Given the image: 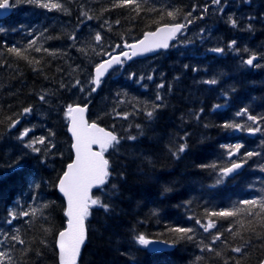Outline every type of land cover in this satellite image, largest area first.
<instances>
[{
  "label": "trees",
  "instance_id": "obj_1",
  "mask_svg": "<svg viewBox=\"0 0 264 264\" xmlns=\"http://www.w3.org/2000/svg\"><path fill=\"white\" fill-rule=\"evenodd\" d=\"M12 1L14 12L0 18V252L6 253L0 264H59L56 238L67 219L57 183L73 158L66 112L75 104H89L90 120L120 138L107 153V184L93 196L109 208L91 205L80 264H259L261 217L210 214L264 199V120H248L264 117V0L240 1L236 13L244 12L249 24L233 26L210 14L208 26L198 21L169 51L117 69L97 93L89 83L93 63L159 25L202 20L197 11L210 1L136 0L139 11L123 0H51L61 8ZM177 9L174 20L167 16ZM87 25L92 26L88 33ZM12 47L28 59L9 52ZM253 55L260 61L246 64ZM145 63L158 70L159 79L142 71ZM143 73L153 82L141 78ZM154 105L159 107L149 119L146 113ZM24 108L32 111L22 114ZM12 120L19 123L10 127ZM229 123L243 127L225 128ZM257 125L262 131L249 136L247 128ZM25 128L31 131L18 139ZM39 137L46 138L34 145L39 152L26 147ZM184 143L188 147L176 154ZM236 144L242 145L239 154L229 157L226 146ZM247 152L258 155L247 158L242 172L217 183L219 169L230 160L243 161ZM212 164L217 167H202ZM210 219L215 227L206 232ZM176 227L193 229V239L178 240L163 252L136 242L143 234L173 243L169 229ZM215 235L220 239L213 241ZM236 247L242 251L234 252Z\"/></svg>",
  "mask_w": 264,
  "mask_h": 264
},
{
  "label": "snow or ice",
  "instance_id": "obj_2",
  "mask_svg": "<svg viewBox=\"0 0 264 264\" xmlns=\"http://www.w3.org/2000/svg\"><path fill=\"white\" fill-rule=\"evenodd\" d=\"M17 3L20 0H16ZM29 3H38L39 6L44 8H61L62 5L59 3H53L51 0L49 2H42V0H27ZM220 0H212V3L218 4ZM123 4H134L137 11L140 10V5L136 3V0H123ZM119 6V5H118ZM10 7L9 0H3L0 3V9H8ZM207 8L204 9L206 11ZM180 10H173L167 12V16L171 17L173 20L176 18V15ZM191 16V13H188ZM163 19V17H161ZM189 23L192 21L189 20ZM230 22L233 26H236V20L230 19ZM119 23V21H117ZM186 27L185 24H165L161 27H158L155 32L147 33L143 40H140L136 44L125 45L126 47L131 49V54L128 52H123L120 55L111 56L110 59L99 63L95 67V74L92 79L89 81L91 85H94L91 88L92 92H95L96 89L101 84V79L105 75L106 72L113 65H122L124 60H130L132 57L144 53L149 52L158 48H168V41L176 36L178 32ZM2 30V29H0ZM95 40L97 42L101 41V36L99 33L96 34ZM235 44V41H232V44L229 45L231 47ZM31 47V44L29 45ZM119 47V46H117ZM36 51H40L41 49L36 48ZM9 52L14 53L15 55L22 57L24 59H28V57L24 54V52L17 47H12L8 49ZM215 52H222L223 49L216 48L213 49ZM121 56L124 59H121ZM256 59V56H251L248 60L245 61L246 64L252 65L253 61ZM32 63L33 61H29ZM38 63V62H36ZM149 80L152 79L151 76L148 77ZM77 85L80 83L76 82ZM207 83L215 84V80L207 81ZM158 87H163V85H159ZM83 91V88H81ZM157 99H161V97L157 96ZM40 100H45L43 95L40 96ZM159 105H154L152 111H148L146 113L147 117L151 119L154 116L155 109L158 108ZM87 110V105L81 107L80 105H68L66 115L70 118L71 127L70 131L72 136L74 137L75 143L72 144V148L75 150V159L72 163L67 165V170L63 173V176L59 179V189L67 197V209L66 216L67 227L59 232L58 237V247H59V264H77V258L80 255L81 246L84 244L86 240V229H85V218L90 214L89 209L91 205H99L103 207L106 211L109 208L108 204L102 203L98 198L93 199L89 195L90 189L95 185H103L108 179L109 173V161L105 159L104 152L107 151L109 147H114L119 144L120 138L115 135L111 131H106L104 128L99 127L95 122L89 124L85 118L84 113ZM32 111L31 108H24L22 114H28ZM242 112L246 113L247 110L244 109ZM242 113H237V115H241ZM119 115V114H118ZM125 117L127 113L124 114ZM248 120L252 121L253 124H257L258 121L264 120V117H256V116H248ZM19 123L18 120H12L10 127H15L16 124ZM139 128L140 126L137 125ZM225 128H242L243 126L235 123H229L224 125ZM31 129L25 128L21 133L18 139L23 140L26 137ZM247 131L250 133L261 132L262 129L257 125L256 127H248ZM50 135H54V133H50ZM45 137H39L35 140L30 141L26 147L32 149L33 152H39L40 149L35 147L36 144H44ZM128 139H136V137H128ZM93 145H99L100 151H94ZM52 145H50L51 147ZM188 147L186 143L181 144L177 150V153H182ZM228 147V156L232 157L234 155L239 154V150L242 147L240 144L226 146ZM245 159L238 163L230 160V166L221 167L220 171V179L217 180V183L222 182L224 177L229 176V174L234 173L237 169L241 168L243 163L247 162V158H251L252 156L258 155L256 152H247L244 154ZM19 166V165H17ZM202 167H212L216 168L217 165H202ZM115 188V186H113ZM246 207H235L231 210L225 209L219 212H212L210 215L215 217H236L241 213H249L255 214L258 217H261V222L264 223V199L259 200H244L241 202ZM43 207H47L44 205ZM254 209H258V211L254 212ZM38 209H32L31 214L35 215ZM21 215L28 216V212H23ZM199 223V221H197ZM215 227V221L209 220L207 225L204 226V231H208ZM170 232L175 234L176 240L187 239L192 240L193 229L184 228V227H176L170 228ZM233 235H239L238 232L233 233ZM13 240H18V236H13ZM136 242L142 246H148L152 243L145 235L140 234L136 238ZM213 241L219 240L220 235L213 236ZM20 243H23L21 240ZM204 247L208 250H213L211 245H204ZM234 252L240 253L242 249L240 247H236L233 249ZM220 255V253H217ZM6 258V253L0 252V260ZM239 264V262H237ZM261 264H264V261H261Z\"/></svg>",
  "mask_w": 264,
  "mask_h": 264
},
{
  "label": "water",
  "instance_id": "obj_3",
  "mask_svg": "<svg viewBox=\"0 0 264 264\" xmlns=\"http://www.w3.org/2000/svg\"><path fill=\"white\" fill-rule=\"evenodd\" d=\"M9 4H10V7H9L8 9H0V18H4V17H6V16H8V15H10V14L12 13V11H13V7H12V2H11V0H9ZM176 24H177V23H176ZM178 24H182V23H178ZM163 25H165V24H163ZM163 25H161V26H163ZM169 25H170V24H169ZM161 26H159V27H161ZM157 28H158V27H157ZM157 28H156L155 30H153V31H148V32H146L142 38H140L139 40H137V41H135V42L129 43V44H127V45H131V44H136V43H138L140 40H143V39H144V37H145V35H146L147 33L155 32V31L157 30ZM183 30H184V29H182L180 32H178V33L176 34L175 37H173L171 40L168 41V44H169V47H168V48H158V49H154V50L149 51V52H144V53L138 54V55L132 57V59H130V60H126V59H125L124 61H126L127 63H131L133 60H135V59H137V58H144V57H147V56L155 55V54L159 53V52L162 51V50H168V49L170 48L172 42H173L174 40L177 39V37L181 34V32H182ZM123 52H128L129 55H130V54H131V49L125 46V48L122 49V50H118V51L116 50V51L110 52V53L107 54L106 58H105L103 61L110 59L111 56H114V55H120V54L123 53ZM121 59H124V57L121 56ZM103 61H101L100 63H102ZM122 65H123V64H122ZM122 65H113V67L110 68V69L108 70V72H106L105 75L102 77L101 82H102L103 80H105V79H106V78H107V77H108V76H109V75H110V74H111L116 68H118V67H120V66H122ZM94 74H95V68H94V71H93V75H94ZM100 85H101V84H100ZM99 87H100V86H99ZM99 87L96 89L95 92H98ZM75 105H77V104H75ZM75 105H73V106H75ZM78 105H80L81 107H84L85 105H87V110H86V112L84 113V118H85V120H86L89 124L93 123V121H90V119H89V108H90L89 104H78ZM95 123H96L99 127L104 128L106 131H111V132H113L115 135H117L114 131H112V130H110V129L104 127V126H102L101 124H99V123H97V122H95ZM70 127H71V122H70V120H69L68 132H69V135H70V137H71V139H72V144H73V143H75V140H74V137L72 136V133H71V131H70ZM250 134H253V133H250ZM92 147H93V150H94V151H100V146H99V145H93ZM111 148H112V147H109L107 150H110ZM72 150H73V154H74L73 159H72V161H73V160L75 159V150H74L73 148H72ZM104 157H105V159H107L105 152H104ZM107 160H108V159H107ZM72 161L69 162V163H72ZM108 161H109V160H108ZM69 163H68V164H69ZM238 163H240V162H238ZM109 166H110V162H109ZM245 166H246V163H243L242 167L239 168V169H237L234 173L229 174V177H232V176H234V175L240 173V172L244 169ZM66 170H67V167H66L65 171H66ZM108 170H109V169H108ZM65 171H64V172H65ZM62 176H63V174L61 175V177H62ZM61 177H60V178H61ZM60 178H59V179H60ZM106 183H107V180H106V182H105L103 185H95V186H93V187L90 189V191H89V195H90L91 197H93V193H94V191L97 190V189H101L102 187H104V186L106 185ZM57 189H58V192H59V193L62 195V197L64 198V200H65V204H66V209H67V197L64 196V194H63V193L60 191V189H59V180H58V184H57ZM89 210H90V209H89ZM65 215H66V211H65ZM66 218H67V220H68V217H67V216H66ZM84 224H85V229H86V240H85L84 244L81 246L80 255H79V257L77 258V264H79L80 261H81V259H82L83 252H84V249H85V247H86V244H87V242H88V238H89L88 227H87V217L85 218ZM66 227H67V221H66V226H65V228H66ZM65 228H64V229H65ZM64 229H62L61 231H63ZM58 237H59V233H58L57 238H56V246H57V250H58V260H59ZM148 239H149L150 241H152V243H151L150 245H148V246H149L152 250H154V251H162V252H163V251L172 250V249H174V247H175V245H174L173 243H170V242H167V241H164V240L154 239V238H148ZM262 261H264V259H263ZM260 264H261V263H260Z\"/></svg>",
  "mask_w": 264,
  "mask_h": 264
},
{
  "label": "rangeland",
  "instance_id": "obj_4",
  "mask_svg": "<svg viewBox=\"0 0 264 264\" xmlns=\"http://www.w3.org/2000/svg\"><path fill=\"white\" fill-rule=\"evenodd\" d=\"M242 0H226V2L229 4V7L226 9H224V4H223V7L218 9L217 7H213V5L208 9V14H212L213 17H215L216 15L220 14L221 16L225 17L224 19L225 20H230V19H234L236 20V22L238 23H241V24H245L244 23V12H242L241 14H237L238 12H240L242 10V7H241V2ZM240 3V4H238ZM227 5V4H225ZM239 6V7H238ZM241 8V9H240ZM224 9V10H223ZM236 11H238L236 13ZM197 13H200V14H205V12H200L199 10L197 11ZM86 30H87V33L90 32L92 30V26L90 25H87L86 27ZM81 41H86V38L87 36L86 35H83L81 36ZM250 57H248L249 59ZM94 65H97L98 63H93ZM142 71L143 72H146V73H149L151 74V76H153L155 79H159L160 78V75L157 73L158 70L155 68V69H150L149 68V65L147 63L143 64V67H142ZM141 78H148V76L143 73L140 75ZM151 82H153V80L151 79ZM24 130V129H23ZM22 130V131H23ZM33 138V137H32ZM16 140L17 139V136L15 137Z\"/></svg>",
  "mask_w": 264,
  "mask_h": 264
},
{
  "label": "flooded vegetation",
  "instance_id": "obj_5",
  "mask_svg": "<svg viewBox=\"0 0 264 264\" xmlns=\"http://www.w3.org/2000/svg\"><path fill=\"white\" fill-rule=\"evenodd\" d=\"M221 1H222V0H220V2H219V3H221ZM217 6H218V7H220L221 5H217ZM206 11H207V10H206ZM202 18H204V17H202ZM204 19H206V18H204ZM195 20H196V19H195Z\"/></svg>",
  "mask_w": 264,
  "mask_h": 264
}]
</instances>
